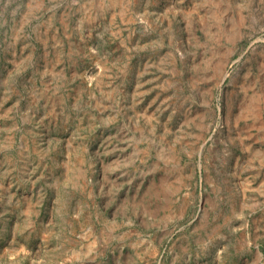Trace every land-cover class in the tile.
Returning <instances> with one entry per match:
<instances>
[{
	"label": "rangeland",
	"instance_id": "obj_1",
	"mask_svg": "<svg viewBox=\"0 0 264 264\" xmlns=\"http://www.w3.org/2000/svg\"><path fill=\"white\" fill-rule=\"evenodd\" d=\"M0 264H264V0H0Z\"/></svg>",
	"mask_w": 264,
	"mask_h": 264
}]
</instances>
